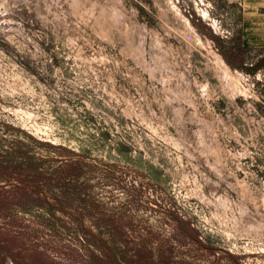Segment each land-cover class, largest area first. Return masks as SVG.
Listing matches in <instances>:
<instances>
[{"label": "rangeland", "instance_id": "374dc122", "mask_svg": "<svg viewBox=\"0 0 264 264\" xmlns=\"http://www.w3.org/2000/svg\"><path fill=\"white\" fill-rule=\"evenodd\" d=\"M263 27L264 0H0V145L77 172L27 205L1 178L0 264H264V64L229 62Z\"/></svg>", "mask_w": 264, "mask_h": 264}, {"label": "trees", "instance_id": "16d2710c", "mask_svg": "<svg viewBox=\"0 0 264 264\" xmlns=\"http://www.w3.org/2000/svg\"><path fill=\"white\" fill-rule=\"evenodd\" d=\"M210 36L219 44H222V39L215 34L209 32ZM248 49V46L239 38L236 40L234 47L231 49V55L233 57V60H228L231 64L236 65L242 69H249L250 71H254L255 69H258L261 67V65L264 64V56L259 59L258 62L253 64L252 66L246 65V56L245 53ZM43 160V156L37 154V152L34 149H31L27 146H14L11 148H5L3 145H0V188H2L1 184V178L6 177V181L9 180L12 182L15 178H11V176H8V172L13 173H22L26 170L30 172V176H32V179H22L18 180V187L32 190V192H27V194L21 196V201L23 205L30 204L32 202H46L49 201L48 196H34L38 191H42L43 187L46 186V182H51L56 180L58 185H63L65 182H62L64 179L70 178L71 175L77 174L76 169L73 172L66 173L67 176L63 178H47L43 171H41V161ZM8 178V179H7ZM54 179V180H53ZM68 183V182H67ZM14 198L10 196H0V217L4 219H12V215H14V212L12 211V205L16 202L13 200ZM58 206L59 203H63V200L58 198ZM45 200V201H42ZM20 202V201H19ZM16 202V203H19ZM52 207L49 208L48 212L46 213V216H42L43 222L52 224L53 226L57 225L60 221V218L57 217L56 213L54 212L56 204L53 202H49ZM60 208L63 207L62 205L59 206ZM12 216V217H11ZM78 218V216H76ZM9 221H6V223ZM81 228V226L79 225ZM105 244V247H107V256L113 261H117L120 263L121 259L118 256V253L113 249V247L109 246L106 242L103 241Z\"/></svg>", "mask_w": 264, "mask_h": 264}, {"label": "crops", "instance_id": "0c3cea01", "mask_svg": "<svg viewBox=\"0 0 264 264\" xmlns=\"http://www.w3.org/2000/svg\"><path fill=\"white\" fill-rule=\"evenodd\" d=\"M251 43L252 45L256 46H264V34L257 37H253Z\"/></svg>", "mask_w": 264, "mask_h": 264}]
</instances>
